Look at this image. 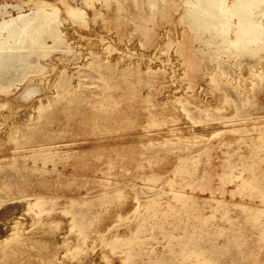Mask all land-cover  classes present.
Returning <instances> with one entry per match:
<instances>
[{"label":"rangeland","instance_id":"1","mask_svg":"<svg viewBox=\"0 0 264 264\" xmlns=\"http://www.w3.org/2000/svg\"><path fill=\"white\" fill-rule=\"evenodd\" d=\"M193 3L0 0L38 35L0 85V251L20 225L31 264H264V33L229 45Z\"/></svg>","mask_w":264,"mask_h":264},{"label":"bare ground","instance_id":"2","mask_svg":"<svg viewBox=\"0 0 264 264\" xmlns=\"http://www.w3.org/2000/svg\"><path fill=\"white\" fill-rule=\"evenodd\" d=\"M187 1L192 3L194 2L192 0ZM193 5L195 13L191 15V19L198 26L214 25L222 34L223 42H226L229 45L238 44L241 50L248 49V42L257 40L259 33H264V0H237L233 5H231L228 0H195ZM233 16L238 17L239 25L236 30L234 29L237 36L233 39H230L228 36V31L233 24ZM139 17L140 19L145 20L150 17V15L147 17L145 14H140ZM187 18H189V15ZM25 19L23 17L20 21H2L0 23V38L2 33H6L5 39H0V47H9L11 49L6 53L0 54L1 86L7 85L10 82V80L6 78L7 72H10L14 69L23 71L26 70V67L29 66L30 63L29 54L34 52V50H31L30 47L36 45L38 41V35L35 32V29L31 24L27 23ZM144 23L145 21L142 24L144 25ZM138 29L141 36H144L145 38L148 37L150 27L143 26L139 27ZM58 33L59 32L57 29L53 30L52 32L54 36H58ZM40 46L42 48L45 47L44 44H41ZM27 48H29V50L25 51L24 49ZM16 50H18V52ZM39 55L46 56L48 55V51L42 49L40 50ZM39 67L43 68L45 67V64L39 61ZM28 85V88L25 90L27 95L34 94V92L38 90V86L35 84V81H29ZM7 103L8 101L6 100L5 104ZM82 116L84 119L87 118L86 114ZM112 117L117 118L119 121L125 120L127 118V116H125V118L123 115L118 114L113 115ZM103 127L104 125L98 124L96 128H100L99 130L103 131ZM47 151L43 149L42 153ZM63 157L64 156L60 154L58 159H56L53 154H49L44 159V162L46 164L47 162L52 161L56 165L57 162ZM30 167L32 168V171L41 170L46 172V168L42 169L35 165ZM30 167H27V169ZM16 169L21 170L22 168L18 166ZM7 179L8 177L5 178L0 176V184H7ZM119 192L121 193L122 191ZM39 201L41 200L38 199V202ZM28 233L29 232L26 233V231H21L20 225H16L13 228L12 233L5 236L4 241L7 242L0 251V264H31L29 260L32 254L31 250H33L35 247L43 248L47 246L46 244L48 242L42 243V241L33 239V237L28 236ZM41 255L43 254H38V257ZM39 258L46 264L58 263L55 254Z\"/></svg>","mask_w":264,"mask_h":264}]
</instances>
